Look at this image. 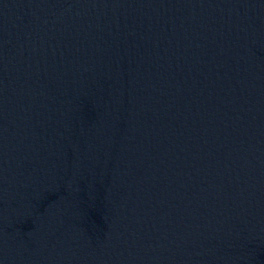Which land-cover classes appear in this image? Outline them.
<instances>
[{
  "label": "water",
  "instance_id": "obj_1",
  "mask_svg": "<svg viewBox=\"0 0 264 264\" xmlns=\"http://www.w3.org/2000/svg\"><path fill=\"white\" fill-rule=\"evenodd\" d=\"M0 264H264V0H0Z\"/></svg>",
  "mask_w": 264,
  "mask_h": 264
}]
</instances>
